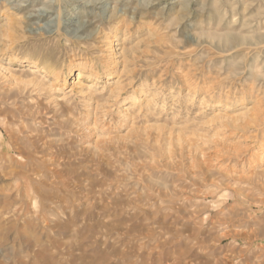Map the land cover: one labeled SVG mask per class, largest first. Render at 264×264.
<instances>
[{"label": "rangeland", "instance_id": "374dc122", "mask_svg": "<svg viewBox=\"0 0 264 264\" xmlns=\"http://www.w3.org/2000/svg\"><path fill=\"white\" fill-rule=\"evenodd\" d=\"M0 110V264L264 261V0H0Z\"/></svg>", "mask_w": 264, "mask_h": 264}, {"label": "bare ground", "instance_id": "6f19581e", "mask_svg": "<svg viewBox=\"0 0 264 264\" xmlns=\"http://www.w3.org/2000/svg\"><path fill=\"white\" fill-rule=\"evenodd\" d=\"M16 1V0H15ZM85 3V2H84ZM91 4L90 5H98V4H103L104 2H101V1H99L98 3H96V2H90ZM81 4V3H80ZM83 4V3H82ZM27 5V4H26ZM105 5V4H104ZM34 6V5H33ZM100 6V5H99ZM98 6V7H99ZM102 8H105V6H103ZM106 9V8H105ZM47 13H48V11H46V10H38V11H35V13L34 14H32V15H30V17L31 18H41V17H43V16H46L47 15ZM17 20V19H16ZM114 23H116V22H114ZM86 25L87 24H85L84 26L83 25H80L79 27H78V31L79 30H81L82 28H84V27H86ZM102 31V30H101ZM92 35H94V34H92V33H89V34H87V35H85V36H80V35H78L77 36V38L79 39V40H85V39H90L91 37H92ZM148 37H150V36H148ZM223 41H225V42H228L229 40H230V38L228 37V36H225V37H222L221 38ZM70 40V39H69ZM101 41V40H100ZM108 42V41H107ZM110 45V44H109ZM110 48V47H109ZM123 48V47H122ZM108 57V56H107ZM113 60V59H112ZM121 60V59H120ZM74 67L77 69V71H78V73H77V78H79V76L81 75V73L84 71V70H86V71H88V75H89V77H98V74H97V70H98V67H97V65L96 64H94V63H90V62H87V61H79V62H77L76 63V65H74ZM123 71H124V69H123ZM189 81V80H188ZM186 83V82H185ZM189 83V82H188ZM73 85V84H72ZM46 86V85H45ZM189 87V86H188ZM10 88V87H9ZM28 92V91H27ZM31 92V91H30ZM7 93V92H6ZM89 93V92H88ZM101 93V92H100ZM92 94V93H91ZM110 94H112V93H110ZM11 98H13V97H11ZM63 98V97H62ZM91 98V97H90ZM115 99V98H114ZM15 100V99H14ZM53 100V99H52ZM144 100V99H143ZM13 101V100H12ZM51 102V101H50ZM60 102V101H59ZM48 103V102H47ZM54 103V102H53ZM142 103V102H141ZM20 104V103H19ZM57 104V103H56ZM45 105V104H44ZM56 106V105H55ZM86 111V110H85ZM60 112H62V111H60ZM67 112H69V111H67ZM95 112V111H94ZM70 114V113H69ZM2 115H4L3 114V111L2 110H0V118H2L3 116ZM91 117V116H90ZM13 119V118H12ZM3 120V119H2ZM10 121H12L11 119H10ZM33 121H35V120H33ZM17 123V122H16ZM20 124V123H19ZM25 127L23 126V129H24ZM8 130V129H7ZM18 132L19 133H21V136H13V134H9L10 136H9V139L11 140V142H10V144L12 145V147H10V145L8 146V148H10V149H12V151L19 157V156H25V158L28 160V162H32L33 163V161L37 158V157H40L39 155H44V154H42L43 152L41 151H38L39 149H37V146L35 145V143L36 142H38L39 143V139H37V137L35 136V135H31V132H29V131H24V130H18ZM30 134H29V133ZM20 135V134H19ZM25 135V136H24ZM25 139V140H24ZM41 141V140H40ZM43 150V149H42ZM245 153V152H244ZM7 155V154H6ZM3 156L4 155H0V159H2L3 158ZM47 158V157H46ZM41 160V159H40ZM27 162V163H28ZM25 163V162H24ZM26 163V164H27ZM27 166V165H26ZM40 166H42V165H40ZM21 167V166H20ZM28 167V166H27ZM45 167V166H44ZM38 168V167H37ZM48 168V167H47ZM21 169V168H20ZM29 169V168H28ZM42 169H45V168H42ZM46 170V169H45ZM19 171V170H18ZM36 171H38L37 169H35L34 167L33 168H31V171L30 170H25L24 172L22 171V174L24 175L25 174V176H29V175H33V174H35L36 173ZM50 171V170H49ZM7 172V171H6ZM30 177V176H29ZM32 177V176H31ZM216 184V183H215ZM214 184V185H215ZM234 192V191H233ZM239 191H237V193H238ZM236 193V195H238ZM235 195V196H236ZM238 196H240V195H238ZM234 197V196H233ZM242 198V197H241ZM240 198V199H241ZM244 198V197H243ZM236 199V198H235ZM2 201V200H1ZM239 201V200H238ZM203 202V201H202ZM239 202H241V201H239ZM261 208V207H260ZM193 213V212H192ZM241 214H242V212H241ZM184 216V215H183ZM12 218V217H11ZM10 218V219H11ZM248 218V217H247ZM1 219V218H0ZM5 219V218H4ZM8 219V218H7ZM13 220V219H12ZM230 220V219H229ZM264 220V219H263ZM7 221V220H6ZM6 221H0V245L1 244H3V242L6 240V238L8 237V230L12 227H10V225L9 224H11V225H14L15 223H10V222H6ZM11 221V220H10ZM14 221V220H13ZM15 222H16V220H15ZM230 224V223H229ZM232 224V223H231ZM255 224V223H254ZM236 225V224H235ZM251 226V225H250ZM262 226V225H261ZM14 228H16V227H14ZM256 228V227H255ZM263 228V227H262ZM13 229V228H12ZM18 229V228H17ZM230 229H231V227H230ZM258 230V229H257ZM264 230V229H263ZM17 231V230H16ZM234 231H237V229L236 230H234ZM243 231H245V230H243ZM247 231V230H246ZM11 232V231H10ZM13 232V231H12ZM226 232V231H225ZM244 233V232H243ZM17 234V233H16ZM19 234V233H18ZM241 234H242V232H241ZM240 234V235H241ZM254 234V233H253ZM28 235V234H27ZM221 235V234H220ZM231 237H234V236H236V235H238V234H236V232L235 233H233V234H229ZM19 236V235H18ZM31 236V235H30ZM224 236H226V235H224ZM251 235L249 234V237H250ZM253 236V235H252ZM26 237V236H25ZM248 237V236H247ZM254 237V236H253ZM18 238V237H17ZM28 239V238H27ZM31 240V239H30ZM251 240V239H250ZM259 240V239H258ZM31 242V241H30ZM33 242V241H32ZM34 242H36V239H35V241ZM28 243H29V241H28ZM30 244V243H29ZM259 246V245H258ZM30 247V246H29ZM250 247V246H249ZM262 248V247H261ZM264 250V249H263ZM39 252V251H38ZM250 252V251H249ZM262 252V251H261ZM263 258V257H262ZM262 260H264V259H262ZM260 262V261H259ZM264 261H261V264L263 263ZM257 263V262H256ZM255 263V264H256Z\"/></svg>", "mask_w": 264, "mask_h": 264}]
</instances>
